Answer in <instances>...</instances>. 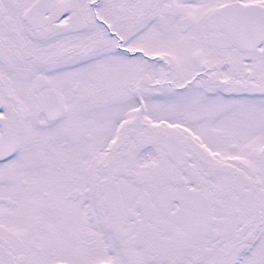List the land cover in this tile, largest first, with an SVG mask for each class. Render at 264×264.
Returning a JSON list of instances; mask_svg holds the SVG:
<instances>
[{"label":"snow or ice","instance_id":"1","mask_svg":"<svg viewBox=\"0 0 264 264\" xmlns=\"http://www.w3.org/2000/svg\"><path fill=\"white\" fill-rule=\"evenodd\" d=\"M0 264H264V0H0Z\"/></svg>","mask_w":264,"mask_h":264}]
</instances>
